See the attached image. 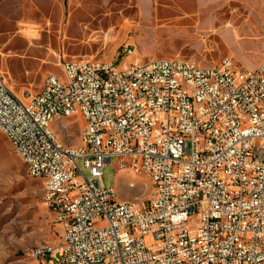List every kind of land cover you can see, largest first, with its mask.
I'll use <instances>...</instances> for the list:
<instances>
[{"label": "built area", "instance_id": "built-area-1", "mask_svg": "<svg viewBox=\"0 0 264 264\" xmlns=\"http://www.w3.org/2000/svg\"><path fill=\"white\" fill-rule=\"evenodd\" d=\"M119 63L63 62L19 100L0 81V130L61 230L35 264H264V56L202 67L149 59L124 45ZM132 57L127 64L126 58ZM80 117L79 144L48 133ZM156 183L146 205L118 202L101 182L111 158ZM86 172V175L85 173ZM154 241L147 247L144 238Z\"/></svg>", "mask_w": 264, "mask_h": 264}, {"label": "rangeland", "instance_id": "rangeland-1", "mask_svg": "<svg viewBox=\"0 0 264 264\" xmlns=\"http://www.w3.org/2000/svg\"><path fill=\"white\" fill-rule=\"evenodd\" d=\"M124 45L142 61H192L202 67L229 58L255 69L264 56V0H0V81L23 100L63 62L119 63ZM130 64L132 57L126 58ZM80 117L52 122L66 147L79 144ZM86 175V172H84ZM101 182L118 202L146 205L149 179L111 158ZM47 179L31 178L0 133V264H35L32 248L55 247L61 230L43 203ZM152 247V237L144 238Z\"/></svg>", "mask_w": 264, "mask_h": 264}, {"label": "bare ground", "instance_id": "bare-ground-1", "mask_svg": "<svg viewBox=\"0 0 264 264\" xmlns=\"http://www.w3.org/2000/svg\"><path fill=\"white\" fill-rule=\"evenodd\" d=\"M169 63H177V60H171L169 59ZM48 77L51 79V80H57V86H64V75L62 73V76L61 77H56V76H52V75H48ZM65 118H69V116H62V119H65ZM61 120V115H54L52 117V119H49V125L52 123V122H55V121H59ZM49 125H48V133H51V134H54L50 129H49ZM0 133L2 134V131L0 130ZM3 135V134H2ZM6 137V136H5ZM6 139L8 140L9 144H10V138L9 137H6ZM11 146V145H10ZM12 150L14 151V153L19 157V154L15 151V146H11ZM65 148H75V147H66ZM20 158V157H19ZM137 175H144L146 176L148 179V172L147 171H138L136 172ZM150 183H151V187H152V193H151V196L154 195V191L156 190V183H153V181L151 179H149ZM109 190H113L112 188H109ZM48 191L49 189L47 190V193H46V196H48ZM151 196L149 198V200L151 199ZM48 247H51L48 245Z\"/></svg>", "mask_w": 264, "mask_h": 264}]
</instances>
